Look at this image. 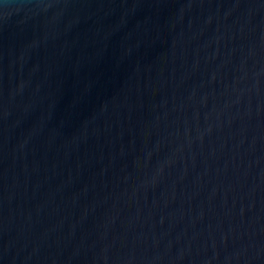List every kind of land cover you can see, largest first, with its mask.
I'll use <instances>...</instances> for the list:
<instances>
[{
    "label": "water",
    "instance_id": "obj_1",
    "mask_svg": "<svg viewBox=\"0 0 264 264\" xmlns=\"http://www.w3.org/2000/svg\"><path fill=\"white\" fill-rule=\"evenodd\" d=\"M0 264H264V0H0Z\"/></svg>",
    "mask_w": 264,
    "mask_h": 264
}]
</instances>
